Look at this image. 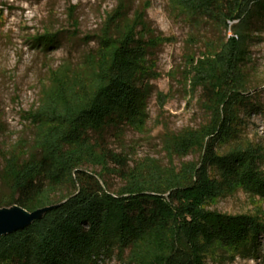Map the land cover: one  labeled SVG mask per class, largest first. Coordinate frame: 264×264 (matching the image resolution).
I'll list each match as a JSON object with an SVG mask.
<instances>
[{
    "label": "trees",
    "instance_id": "obj_1",
    "mask_svg": "<svg viewBox=\"0 0 264 264\" xmlns=\"http://www.w3.org/2000/svg\"><path fill=\"white\" fill-rule=\"evenodd\" d=\"M183 2L192 12L232 22V35L190 68V84L201 89L211 113L207 125L183 135L199 143L198 163L166 173H121L123 184L113 191L78 168L90 132L99 134L110 124L144 116L139 83L145 46L135 27L114 37L105 29L92 60L91 80L53 73L54 85L30 115L45 128L36 138L37 152L21 161L13 156L5 160L0 181L9 190L0 194V208L17 205L31 212L54 207L0 236V264H97L113 254H125L130 264H205L215 249L256 255L264 214L232 215L209 205L238 188L264 199L262 150L247 143L216 151L219 141L236 135L241 110L255 108L242 64L250 28L264 16V0ZM36 40L47 46L55 36ZM114 160L123 164L117 156ZM66 185L71 191L61 190Z\"/></svg>",
    "mask_w": 264,
    "mask_h": 264
},
{
    "label": "rangeland",
    "instance_id": "obj_2",
    "mask_svg": "<svg viewBox=\"0 0 264 264\" xmlns=\"http://www.w3.org/2000/svg\"><path fill=\"white\" fill-rule=\"evenodd\" d=\"M231 24L219 15L192 12L183 0H0V173L8 157L21 161L37 152L36 138L45 128L30 115L54 85L53 73L91 80L92 60L105 29L114 37L129 27H135L145 46L139 83L144 116L110 124L99 134L90 132L78 168L98 176L113 191L123 184L121 173H166L198 163L199 143L183 135L207 125L211 113L201 89L190 84V68L197 58L219 49L232 35ZM248 34L242 69L255 108L241 110L236 135L218 142L219 153L248 143L264 154V16ZM45 35L55 40L43 46L36 39ZM260 166L264 170V160ZM71 189L66 185L61 190ZM8 190L0 181V194ZM209 208L232 215L264 214V199L238 188ZM125 257L113 254L97 264H130ZM205 264H264V236L256 255L215 249Z\"/></svg>",
    "mask_w": 264,
    "mask_h": 264
},
{
    "label": "water",
    "instance_id": "obj_3",
    "mask_svg": "<svg viewBox=\"0 0 264 264\" xmlns=\"http://www.w3.org/2000/svg\"><path fill=\"white\" fill-rule=\"evenodd\" d=\"M52 207L54 206L38 208L31 212L26 211L17 205L11 207H1L0 236L24 228Z\"/></svg>",
    "mask_w": 264,
    "mask_h": 264
}]
</instances>
